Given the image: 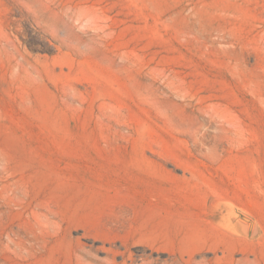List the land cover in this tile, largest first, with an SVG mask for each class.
I'll return each mask as SVG.
<instances>
[{
	"label": "rangeland",
	"instance_id": "1",
	"mask_svg": "<svg viewBox=\"0 0 264 264\" xmlns=\"http://www.w3.org/2000/svg\"><path fill=\"white\" fill-rule=\"evenodd\" d=\"M0 264H264V0H0Z\"/></svg>",
	"mask_w": 264,
	"mask_h": 264
},
{
	"label": "bare ground",
	"instance_id": "2",
	"mask_svg": "<svg viewBox=\"0 0 264 264\" xmlns=\"http://www.w3.org/2000/svg\"><path fill=\"white\" fill-rule=\"evenodd\" d=\"M231 219H232V218H231ZM231 219H229V221H230ZM231 222H233V221L231 220ZM232 224H233V223H232ZM232 224H231V225H232ZM228 225H229V224H228ZM233 225H234V224H233ZM233 225H232V226H233ZM111 249L113 250L114 253H120V249H113V248H111ZM121 253H122V252H121ZM128 257H129V256H128Z\"/></svg>",
	"mask_w": 264,
	"mask_h": 264
}]
</instances>
